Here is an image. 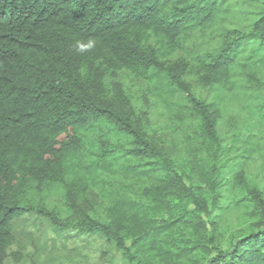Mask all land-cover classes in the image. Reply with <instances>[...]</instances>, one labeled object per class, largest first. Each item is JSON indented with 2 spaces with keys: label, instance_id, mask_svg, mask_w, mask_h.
Here are the masks:
<instances>
[{
  "label": "trees",
  "instance_id": "1",
  "mask_svg": "<svg viewBox=\"0 0 264 264\" xmlns=\"http://www.w3.org/2000/svg\"><path fill=\"white\" fill-rule=\"evenodd\" d=\"M123 72L195 137L183 167L136 118ZM263 92L264 0H0V264L26 215L101 235L127 264H264L259 192L236 201L259 222L215 246L232 179L218 123L230 97L261 113Z\"/></svg>",
  "mask_w": 264,
  "mask_h": 264
},
{
  "label": "rangeland",
  "instance_id": "2",
  "mask_svg": "<svg viewBox=\"0 0 264 264\" xmlns=\"http://www.w3.org/2000/svg\"><path fill=\"white\" fill-rule=\"evenodd\" d=\"M114 80L131 99L134 114L146 127L151 140L167 151L179 168L183 167L192 156L190 141H195V137L185 138L184 129L171 123L169 112L153 95L145 79L123 72ZM187 80L190 82L191 78ZM191 83L196 96H208L206 91ZM262 96L264 98V92ZM225 109L218 132L228 150L227 166L230 169L226 177L232 178L233 182L229 180L224 191L223 201L229 209L219 225L215 246L220 249L227 248L239 234L259 222L257 209L244 202L236 203L237 199L252 192L261 193L264 199V107L261 113H253L246 107V102L230 97ZM234 134L238 136L236 142L233 141ZM98 196L95 191L91 202L102 207L106 201ZM46 204L57 210L61 207L58 191L49 194ZM100 210L97 216H101ZM13 235L14 240L6 249L7 257L2 264H127L115 246L101 235H78L72 229L56 231L46 220L34 215H26L14 223ZM198 259L200 262L183 264H205L204 257Z\"/></svg>",
  "mask_w": 264,
  "mask_h": 264
},
{
  "label": "clouds",
  "instance_id": "3",
  "mask_svg": "<svg viewBox=\"0 0 264 264\" xmlns=\"http://www.w3.org/2000/svg\"><path fill=\"white\" fill-rule=\"evenodd\" d=\"M91 46H92V44L89 43L88 45H83L82 47H91Z\"/></svg>",
  "mask_w": 264,
  "mask_h": 264
}]
</instances>
